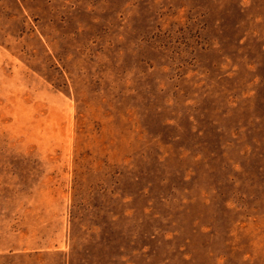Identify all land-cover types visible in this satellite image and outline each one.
Listing matches in <instances>:
<instances>
[{
  "label": "rangeland",
  "instance_id": "1",
  "mask_svg": "<svg viewBox=\"0 0 264 264\" xmlns=\"http://www.w3.org/2000/svg\"><path fill=\"white\" fill-rule=\"evenodd\" d=\"M0 264H264V0H0Z\"/></svg>",
  "mask_w": 264,
  "mask_h": 264
}]
</instances>
